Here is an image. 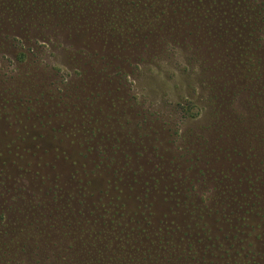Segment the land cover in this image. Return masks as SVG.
<instances>
[{"label":"rangeland","instance_id":"1","mask_svg":"<svg viewBox=\"0 0 264 264\" xmlns=\"http://www.w3.org/2000/svg\"><path fill=\"white\" fill-rule=\"evenodd\" d=\"M178 240L264 264V0H0V264Z\"/></svg>","mask_w":264,"mask_h":264},{"label":"flooded vegetation","instance_id":"2","mask_svg":"<svg viewBox=\"0 0 264 264\" xmlns=\"http://www.w3.org/2000/svg\"><path fill=\"white\" fill-rule=\"evenodd\" d=\"M21 1V0H19ZM185 205V204H183ZM135 228V227H134ZM162 227L160 225H158V227L156 228V230L154 232L151 233V235H153V237H155V239H157L159 241V243H161L163 240L165 241H169V239L171 238L170 236H168V232H161ZM139 231V229L135 228V232L133 233H137ZM167 231V230H166ZM150 232V231H149ZM137 234H139L140 236H142L144 234V231L141 230L140 232H138ZM136 234V235H137ZM182 241L178 240L176 241V243H174L173 245H175L174 249H178L181 250L183 248V243ZM194 244H188L186 245L187 247V260H183V264H190L194 254L196 255L198 253V259H195L196 264H251V259H248V255L250 254V250L249 252L246 250L245 247L242 248H237L235 249L233 244H210L209 246H206L204 248H194L193 246ZM168 249H172V246H170ZM193 250V251H192ZM219 250H223L221 252V254L219 253ZM172 253L174 252L171 251ZM212 252L215 256L214 261L213 260H207L205 259V255H208L207 253ZM190 257L189 258V255ZM219 256V259H217L216 256ZM185 257V255H183ZM237 257V258H236ZM186 262V263H185ZM259 264V263H257Z\"/></svg>","mask_w":264,"mask_h":264},{"label":"trees","instance_id":"3","mask_svg":"<svg viewBox=\"0 0 264 264\" xmlns=\"http://www.w3.org/2000/svg\"><path fill=\"white\" fill-rule=\"evenodd\" d=\"M56 152V155L57 156H60L59 154H64L63 152H61V153H59V154H57L58 153V151H55ZM87 157V156H86ZM73 165V164H72ZM73 166H75V165H73ZM76 173L77 172H75V173H72V176H74V179L76 178ZM93 175V174H92ZM71 180V179H70ZM88 183H90L89 181H88ZM136 201V200H135ZM138 208H140V206L138 207L137 206V209ZM144 208V207H143ZM125 226H128L127 225V223H125ZM139 228H140V226H139ZM131 230H133L134 232H135V228L134 227H130L129 229H128V231H129V233H131V235L134 237V238H136V239H138L139 241H141L140 243L142 244V243H144V238L142 237V236H140L139 234L138 235H136V233H132V231ZM142 230V229H141ZM144 231V230H143ZM124 239H126V237H123ZM107 242H108V240H107ZM167 243H166V245L169 243L170 244V242L169 241H166ZM132 243V246L134 245V242H131ZM146 245V244H145ZM169 246V245H168ZM165 249V252H166V254L168 255V256H171L172 257V259H173V261H174V264H183V260H187V257H186V254L188 253L187 252V250L186 249H184V248H182L181 250H178V249H168V248H164ZM174 250V252L172 253L171 251H173ZM177 255V258H173L174 256H176ZM183 255H185V257L183 256ZM132 256H133V258L134 259H131V260H127V263L125 262L124 264H143V263H145L146 261H144V259L145 260H147L148 259V257H147V254H143V257L140 259V254H139V257H136V254L135 253H133L132 254ZM114 261V259L112 258V257H109V260L108 261H105L104 260V262H113ZM117 261V260H116ZM109 264H111V263H109Z\"/></svg>","mask_w":264,"mask_h":264}]
</instances>
